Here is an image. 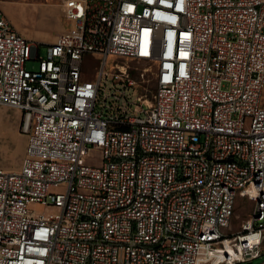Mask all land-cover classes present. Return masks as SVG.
Wrapping results in <instances>:
<instances>
[{
	"label": "built area",
	"instance_id": "obj_1",
	"mask_svg": "<svg viewBox=\"0 0 264 264\" xmlns=\"http://www.w3.org/2000/svg\"><path fill=\"white\" fill-rule=\"evenodd\" d=\"M62 5L69 27L45 52L0 8V106L27 136L21 170H0V264L260 258L264 0ZM146 77L152 97L104 96V78L120 100ZM239 198L254 208L232 234Z\"/></svg>",
	"mask_w": 264,
	"mask_h": 264
},
{
	"label": "rangeland",
	"instance_id": "obj_2",
	"mask_svg": "<svg viewBox=\"0 0 264 264\" xmlns=\"http://www.w3.org/2000/svg\"><path fill=\"white\" fill-rule=\"evenodd\" d=\"M62 4L63 0H0V8L16 31L29 42L43 45V52H45L46 45L54 44L57 36L62 35L69 27L63 14ZM99 65L100 63H96L94 66L87 65V71L90 70V73L93 74ZM35 67H37L36 62L28 63L29 69ZM93 76L96 77V74ZM133 78L138 80V75L135 74ZM103 89L104 96H109V103L114 106H127L128 101L134 103L140 91L147 94L148 97H152L155 85L152 79L146 77L140 90L138 88L128 89L127 98L120 100L117 97L124 89L121 81L113 82L110 78H104ZM261 106L264 108V89ZM130 110L134 111L133 105L130 106ZM26 142L27 136L22 132V113L17 109L0 106V170L9 173L19 172L25 154L24 143ZM95 164L99 163L95 162ZM54 191L62 192L64 188L54 189ZM237 203L232 234L241 231L242 223L252 215L254 208V204L247 198H239ZM252 264H264V250L261 258L254 260Z\"/></svg>",
	"mask_w": 264,
	"mask_h": 264
},
{
	"label": "crops",
	"instance_id": "obj_3",
	"mask_svg": "<svg viewBox=\"0 0 264 264\" xmlns=\"http://www.w3.org/2000/svg\"><path fill=\"white\" fill-rule=\"evenodd\" d=\"M60 36H61V35H58V36H57V40H58V38H59ZM57 40H56V41H57ZM24 147H25V154H24V158H25V155H26V149H27V142L24 143ZM24 158H23V160H24ZM23 160H22L21 168H22V165H23ZM21 168H20V170H21ZM20 170H19V171H20ZM260 258H261V257H260ZM252 262H253V261H252Z\"/></svg>",
	"mask_w": 264,
	"mask_h": 264
},
{
	"label": "water",
	"instance_id": "obj_4",
	"mask_svg": "<svg viewBox=\"0 0 264 264\" xmlns=\"http://www.w3.org/2000/svg\"><path fill=\"white\" fill-rule=\"evenodd\" d=\"M247 264H252V262H250V263H247Z\"/></svg>",
	"mask_w": 264,
	"mask_h": 264
}]
</instances>
